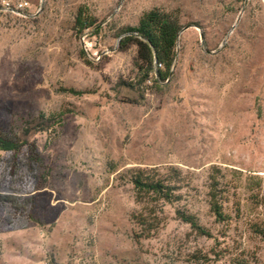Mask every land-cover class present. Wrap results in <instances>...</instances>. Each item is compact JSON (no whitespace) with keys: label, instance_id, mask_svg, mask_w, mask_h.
<instances>
[{"label":"rangeland","instance_id":"rangeland-1","mask_svg":"<svg viewBox=\"0 0 264 264\" xmlns=\"http://www.w3.org/2000/svg\"><path fill=\"white\" fill-rule=\"evenodd\" d=\"M154 8L183 30L171 80L138 87L121 40ZM80 9L110 51L100 61L83 53ZM61 113L59 128H29L48 181L32 219L0 208V264H264V0H0V128ZM138 172L179 201L138 195Z\"/></svg>","mask_w":264,"mask_h":264},{"label":"trees","instance_id":"trees-1","mask_svg":"<svg viewBox=\"0 0 264 264\" xmlns=\"http://www.w3.org/2000/svg\"><path fill=\"white\" fill-rule=\"evenodd\" d=\"M75 29L80 35L91 31L94 36L100 33L99 25L92 19L87 10H78L75 18ZM183 26L176 12L154 8L143 14L138 26L125 30L126 36L121 40V48L130 45L137 47V66L140 80L137 86L147 81L160 87L169 82L174 74L177 59V47ZM84 53V52H83ZM153 76L152 80L150 77ZM133 84H131L132 86ZM72 93H78L72 90ZM81 94V93H80ZM64 114H44L27 123L22 133H13L0 128V163L4 171L0 174V208L9 207L18 217L32 219L31 210L36 206L37 195L47 184V174L42 171L43 157L37 143L30 139L31 128L36 125L38 132H47L59 128L63 124ZM2 154H10L4 160ZM138 195L152 196L156 201L166 204L178 202L176 188L165 184L159 179L151 180L147 175L138 172L132 178ZM210 209L216 220L227 222L230 217L224 213L223 198L217 188L210 191ZM178 215L184 223L190 225L199 235L212 238V234L201 226L199 219L188 212L178 210ZM237 264H246L239 262Z\"/></svg>","mask_w":264,"mask_h":264},{"label":"built area","instance_id":"built-area-1","mask_svg":"<svg viewBox=\"0 0 264 264\" xmlns=\"http://www.w3.org/2000/svg\"><path fill=\"white\" fill-rule=\"evenodd\" d=\"M28 6L29 4L27 2H20L17 4L10 1L4 2V9L12 12L23 11L27 9ZM80 41L84 54L96 61H100L104 55L110 53L109 50H98V45L100 44L96 36H94L91 31H87L84 34L80 35Z\"/></svg>","mask_w":264,"mask_h":264},{"label":"water","instance_id":"water-1","mask_svg":"<svg viewBox=\"0 0 264 264\" xmlns=\"http://www.w3.org/2000/svg\"><path fill=\"white\" fill-rule=\"evenodd\" d=\"M202 40H204V37L202 36Z\"/></svg>","mask_w":264,"mask_h":264}]
</instances>
